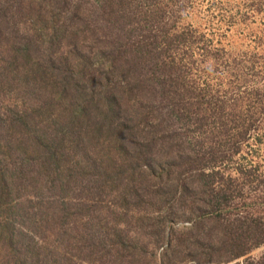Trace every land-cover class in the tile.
<instances>
[{
	"label": "trees",
	"instance_id": "obj_1",
	"mask_svg": "<svg viewBox=\"0 0 264 264\" xmlns=\"http://www.w3.org/2000/svg\"><path fill=\"white\" fill-rule=\"evenodd\" d=\"M160 1L0 0V98L18 88L0 107V264H264L248 256L264 179L219 171L264 105L194 80L193 37Z\"/></svg>",
	"mask_w": 264,
	"mask_h": 264
},
{
	"label": "rangeland",
	"instance_id": "obj_2",
	"mask_svg": "<svg viewBox=\"0 0 264 264\" xmlns=\"http://www.w3.org/2000/svg\"><path fill=\"white\" fill-rule=\"evenodd\" d=\"M160 3L167 10V14L174 11L178 17L172 32L190 33L193 37L190 46L188 44L178 46V53L182 59L187 53V55H191V60L195 61L191 74L194 80L201 84L207 81L213 90L220 88V90L227 91L226 99L229 104H233L237 96L242 97L246 102H251L254 97H257V93L259 95L257 98L264 105V0H161ZM258 3L261 4L260 7ZM168 19L169 17L166 15L164 21L166 22ZM209 52H217L215 53L217 58L212 60L213 58L209 57ZM229 86L232 89L229 90ZM17 90L18 88H13L7 98H0V107L9 103V99H13ZM257 116L260 118L255 120V124L250 128L247 141L242 144L239 153L231 158L226 155L227 158L222 160V168L220 170L218 167L216 168L223 175L236 177L235 170L239 165L247 170L255 168L254 172L258 175L257 181L264 179V110L259 115H255V117ZM215 128H219L217 123H215ZM252 187L255 189L260 186L258 183H254ZM247 194L245 200H236L233 203L235 206L223 210L224 213L241 214L246 211L249 208L247 205L251 204L250 201H246L251 194ZM158 213L165 215L163 211ZM177 213L180 215L179 211ZM181 219L177 217L175 221H169L163 225L167 229L166 237H168L171 228L178 230L190 225ZM136 225L134 222L128 224L133 227L132 230ZM98 235L101 236V233ZM130 236L134 239L137 238L139 243L149 245L146 248L144 259H152L153 254L159 258L162 249L153 251L157 237L149 238L137 235L136 232ZM167 245L168 243L165 246ZM186 253H188L187 250L185 252L181 249L177 260L182 261V256ZM262 253H264V245L254 249L248 256L257 259ZM241 261L243 260L238 259L226 264ZM181 264L194 263L190 261Z\"/></svg>",
	"mask_w": 264,
	"mask_h": 264
}]
</instances>
